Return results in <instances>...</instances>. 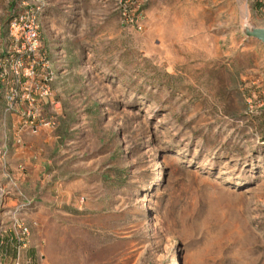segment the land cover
<instances>
[{"label": "rangeland", "instance_id": "obj_1", "mask_svg": "<svg viewBox=\"0 0 264 264\" xmlns=\"http://www.w3.org/2000/svg\"><path fill=\"white\" fill-rule=\"evenodd\" d=\"M37 2L0 0L2 246L23 224L20 264H264V0H40L30 54L8 23Z\"/></svg>", "mask_w": 264, "mask_h": 264}, {"label": "built area", "instance_id": "obj_2", "mask_svg": "<svg viewBox=\"0 0 264 264\" xmlns=\"http://www.w3.org/2000/svg\"><path fill=\"white\" fill-rule=\"evenodd\" d=\"M39 3L40 0H37ZM42 4H38L36 7H29L26 8L24 11H22L20 14H17L14 16L8 23V30L10 34L14 32L17 34V32H20V38L22 39V47L26 50L28 53H34L37 48V40H38V25H37V19L40 14V7ZM133 15L131 16H125L128 24L138 33L142 31L143 28V16L142 12L139 10L133 11ZM13 37L16 39L13 35ZM13 79L16 81L19 78V74L17 72L13 73ZM42 95H46V91L42 93ZM32 101V100H30ZM10 108V106L8 107ZM11 109V108H10ZM32 124V123H30ZM2 152L0 151V155ZM2 193V192H1ZM29 205L28 202L22 203L19 206L16 207V211H20L24 208H26ZM19 234H15V237L13 238L15 241L14 246V264H19V258H20V250L25 245L23 243V239L29 235L28 228L24 226L23 224H19L18 226ZM22 238V239H21Z\"/></svg>", "mask_w": 264, "mask_h": 264}, {"label": "crops", "instance_id": "obj_3", "mask_svg": "<svg viewBox=\"0 0 264 264\" xmlns=\"http://www.w3.org/2000/svg\"><path fill=\"white\" fill-rule=\"evenodd\" d=\"M44 101V100H43ZM52 101V104H54V110L57 112V113H59L60 112V110L61 109H59L60 107V102H59V100H56L55 102L53 101V100H51ZM51 139V138H50ZM49 141V140H48ZM53 141V143H54V140H52ZM28 145V144H27ZM30 147V146H29ZM32 147H34L33 145L31 146V149H32ZM33 151H35V152H37V154H38V161L40 160V157H41V155H42V150H40V148H36V150H33ZM14 155H15V158H13V159H15V160H18V159H22V158H24L25 156H27V155H29V154H31V152H30V148H28V146L27 147H25V149L23 150V151H21V150H19V149H17V150H14ZM40 163V162H39ZM28 172H29V174H30V169L28 170ZM31 173H33V172H31ZM28 182H30L31 183V185L32 184H34L33 183V181L32 180H28ZM32 242V241H31ZM3 242L0 240V256L3 258L2 260H6L7 258H9V257H11V260H12V263L11 264H14V246L12 245V240H10V239H5L4 240V246H2L3 244H2ZM8 245H10L11 247H9ZM32 251L31 250H25L24 251V253H23V260H24V263H26V264H28V263H32L33 261H32ZM20 260H21V258H19V264H20ZM22 260V261H23ZM22 261H21V264H22ZM11 262V261H10Z\"/></svg>", "mask_w": 264, "mask_h": 264}, {"label": "water", "instance_id": "obj_4", "mask_svg": "<svg viewBox=\"0 0 264 264\" xmlns=\"http://www.w3.org/2000/svg\"><path fill=\"white\" fill-rule=\"evenodd\" d=\"M247 37L257 39L264 45V30L263 29H252L245 32Z\"/></svg>", "mask_w": 264, "mask_h": 264}, {"label": "bare ground", "instance_id": "obj_5", "mask_svg": "<svg viewBox=\"0 0 264 264\" xmlns=\"http://www.w3.org/2000/svg\"><path fill=\"white\" fill-rule=\"evenodd\" d=\"M186 57H188V56H186ZM160 177H161V172L159 171L158 173H157V175H156V179H155V185H158L159 183H160Z\"/></svg>", "mask_w": 264, "mask_h": 264}]
</instances>
